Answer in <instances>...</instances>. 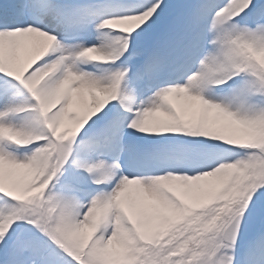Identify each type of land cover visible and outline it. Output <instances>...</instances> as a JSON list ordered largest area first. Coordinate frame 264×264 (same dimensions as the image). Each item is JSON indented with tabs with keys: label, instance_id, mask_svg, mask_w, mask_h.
<instances>
[{
	"label": "snow or ice",
	"instance_id": "1",
	"mask_svg": "<svg viewBox=\"0 0 264 264\" xmlns=\"http://www.w3.org/2000/svg\"><path fill=\"white\" fill-rule=\"evenodd\" d=\"M0 264H264V0H0Z\"/></svg>",
	"mask_w": 264,
	"mask_h": 264
}]
</instances>
